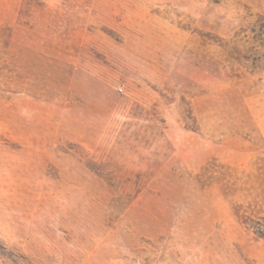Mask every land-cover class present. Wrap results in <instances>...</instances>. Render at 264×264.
I'll use <instances>...</instances> for the list:
<instances>
[{"label":"rangeland","instance_id":"1","mask_svg":"<svg viewBox=\"0 0 264 264\" xmlns=\"http://www.w3.org/2000/svg\"><path fill=\"white\" fill-rule=\"evenodd\" d=\"M264 0H0V264H264Z\"/></svg>","mask_w":264,"mask_h":264},{"label":"trees","instance_id":"2","mask_svg":"<svg viewBox=\"0 0 264 264\" xmlns=\"http://www.w3.org/2000/svg\"><path fill=\"white\" fill-rule=\"evenodd\" d=\"M258 27L260 28V31H261L260 33L264 34V17H262L260 21H258ZM262 41H263V44L261 43V45L264 46V38L262 39Z\"/></svg>","mask_w":264,"mask_h":264}]
</instances>
